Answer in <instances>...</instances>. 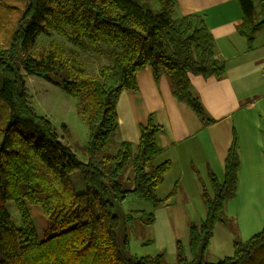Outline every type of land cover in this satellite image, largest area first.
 Listing matches in <instances>:
<instances>
[{
	"label": "trees",
	"instance_id": "obj_1",
	"mask_svg": "<svg viewBox=\"0 0 264 264\" xmlns=\"http://www.w3.org/2000/svg\"><path fill=\"white\" fill-rule=\"evenodd\" d=\"M176 1L158 0L155 11L138 0H0V264H167L162 252L134 255L127 233L118 239L119 216L113 211L114 201L142 198L152 211L133 214L152 224L154 209L175 193L176 185L164 198L157 195L171 166L169 160L153 164L162 151L156 143L161 126L150 115L136 144L116 140L115 152L110 145L116 139L118 97L137 90L136 73L147 65L155 81L167 77L172 94L204 124L215 121L191 91L189 75L221 77L225 64L215 55L201 15L173 16ZM237 1L242 12L237 30L251 48L264 25L262 9L256 10L254 0ZM40 33H58L75 47L98 51L105 41L110 63L92 75L74 66L61 44L34 50ZM25 74L49 80L78 99L77 111L86 116L88 128L85 161L32 108ZM239 164L233 130L222 178L210 171V188L200 181L205 214L199 223L189 222L186 244L176 240L177 264H264V225L245 240L234 238L232 256L206 260L215 223L229 221L225 204L236 195ZM75 172L81 191L71 178ZM9 201L21 227L10 220ZM29 203L39 204L49 218L44 238L33 225Z\"/></svg>",
	"mask_w": 264,
	"mask_h": 264
},
{
	"label": "crops",
	"instance_id": "obj_2",
	"mask_svg": "<svg viewBox=\"0 0 264 264\" xmlns=\"http://www.w3.org/2000/svg\"><path fill=\"white\" fill-rule=\"evenodd\" d=\"M255 6L261 10L258 0ZM189 13L203 17L215 55L225 64L221 77L189 75L191 91L215 121L204 124L172 94L167 77L155 81L147 65L136 73L137 90L118 97L116 140L136 144L140 125L150 115L161 126L156 143L162 151L153 164L169 160L171 166L157 194L164 198L174 185L176 190L154 209L152 238L146 239L153 251L147 254L176 257V240L186 244L189 222L199 223L205 214L200 181L210 188V171L222 178L235 130L240 159L236 195L225 204L228 223H215L206 252V257L222 259L232 254L234 238L245 240L264 225V26L256 30L249 48L237 30L242 20L237 0H177L173 16Z\"/></svg>",
	"mask_w": 264,
	"mask_h": 264
},
{
	"label": "rangeland",
	"instance_id": "obj_3",
	"mask_svg": "<svg viewBox=\"0 0 264 264\" xmlns=\"http://www.w3.org/2000/svg\"><path fill=\"white\" fill-rule=\"evenodd\" d=\"M138 1L149 4L155 11L159 9L158 0ZM254 1L257 2V0ZM50 43L61 44L63 51L70 57L74 66H81L92 75L98 73L102 64L109 62L106 51L110 47L105 41H101L100 44L102 46H99L101 50L98 51L91 46L84 49L75 47L58 33H54L53 36L40 33L37 35L32 48L38 51ZM25 87L32 108L38 114L47 117L55 128L59 140L75 152L80 160L85 161L87 157L83 146L88 137V128L85 122L86 116L77 111L78 99L68 94L58 85L36 75L25 74ZM63 123L66 125V129L63 127ZM117 143L116 139H114L110 145L111 152L116 151L118 147ZM71 178L76 190L81 191L84 185L79 173H73ZM28 207L38 236L44 238L48 232L49 218L43 213L39 204L29 203ZM143 208L147 211H152L151 205L142 198L128 197L122 203L113 202V211L119 216L118 239L120 240L127 233L131 252L136 256L153 251V246H149L150 244L142 245V241H148L152 238L151 224L143 223L137 214H133L135 210H142ZM6 209L14 226L21 227L22 221L20 215L12 201L6 203ZM231 223L235 226L234 222L231 221ZM256 230H260V228ZM255 231H250L248 234H252ZM232 254L229 256H232ZM206 260L217 262L221 259L207 256ZM165 261L167 264H177L175 256H166Z\"/></svg>",
	"mask_w": 264,
	"mask_h": 264
},
{
	"label": "bare ground",
	"instance_id": "obj_4",
	"mask_svg": "<svg viewBox=\"0 0 264 264\" xmlns=\"http://www.w3.org/2000/svg\"><path fill=\"white\" fill-rule=\"evenodd\" d=\"M259 1V0H258ZM259 3H260V5H261V9H262V15H263V17H264V9H263V6H262V4H261V2L259 1Z\"/></svg>",
	"mask_w": 264,
	"mask_h": 264
},
{
	"label": "built area",
	"instance_id": "obj_5",
	"mask_svg": "<svg viewBox=\"0 0 264 264\" xmlns=\"http://www.w3.org/2000/svg\"><path fill=\"white\" fill-rule=\"evenodd\" d=\"M263 6V9H264V0H259Z\"/></svg>",
	"mask_w": 264,
	"mask_h": 264
}]
</instances>
